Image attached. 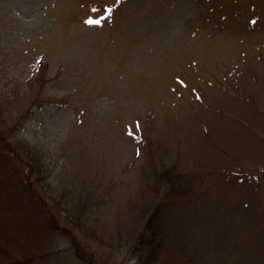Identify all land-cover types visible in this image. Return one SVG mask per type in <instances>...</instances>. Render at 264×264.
Wrapping results in <instances>:
<instances>
[{
  "label": "rangeland",
  "instance_id": "obj_1",
  "mask_svg": "<svg viewBox=\"0 0 264 264\" xmlns=\"http://www.w3.org/2000/svg\"><path fill=\"white\" fill-rule=\"evenodd\" d=\"M158 203L151 264H264V0H0V264H147Z\"/></svg>",
  "mask_w": 264,
  "mask_h": 264
},
{
  "label": "trees",
  "instance_id": "obj_2",
  "mask_svg": "<svg viewBox=\"0 0 264 264\" xmlns=\"http://www.w3.org/2000/svg\"><path fill=\"white\" fill-rule=\"evenodd\" d=\"M172 183L169 185L168 188V195H175V193H178L179 191L181 192V189L184 188V186H176V180L173 178L177 177L174 175L172 176ZM178 185L180 183L178 182ZM168 204H162L158 203L155 208L150 211V214L145 221V224L143 225L140 234H139V239L138 243L136 244V250L141 251L145 250L146 248H150L151 252L148 255V258H150L149 262L147 264H151L154 261L157 260L158 257V251L157 248L160 247L159 244L161 243L162 239L160 237V232L161 229H163V226L166 224L163 216L164 214V209L166 208ZM139 256V261L141 262L142 256ZM142 263V262H141ZM144 264V262H143ZM194 264H202L200 261H196Z\"/></svg>",
  "mask_w": 264,
  "mask_h": 264
}]
</instances>
